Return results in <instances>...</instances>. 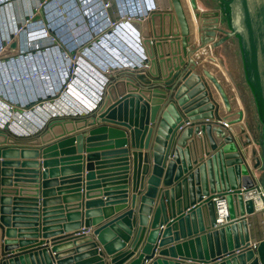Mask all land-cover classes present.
<instances>
[{"label": "water", "instance_id": "95a60500", "mask_svg": "<svg viewBox=\"0 0 264 264\" xmlns=\"http://www.w3.org/2000/svg\"><path fill=\"white\" fill-rule=\"evenodd\" d=\"M217 1L246 115L242 108L232 106L224 88L211 72L193 63L187 44L190 27L183 2L169 0L178 31L165 33L163 37L179 36L178 44L183 56L180 65L183 68L179 70L180 67L175 65L176 71H168L172 69V57L167 49L168 40H157L153 45L151 43V49L148 50L146 43L151 40L143 37L145 52H149L144 60L148 79H144L140 72H130L111 82L99 107L88 114L95 118L91 122L87 118L80 120L89 126L99 121L117 127L103 124L89 130L83 143L86 153L88 152L85 155L84 185L82 187L79 183L69 187L77 188L78 192L84 188L87 198L99 193L94 187L95 182L90 181L94 176L90 161L98 156L90 154L93 147L90 142L94 140V135L100 133H108L110 138H116L115 149L108 147L101 154L111 159L116 158L115 168L110 171L115 176L112 179L115 187L110 189L111 193L104 194V201L87 202L83 212L79 201H75L80 196L79 193L73 194V203L65 205L68 219L74 220L65 225L66 228L79 229L82 220L84 228L96 225L92 235L84 233L85 229L75 233L77 235L74 234L86 250L79 259L87 260L78 264H105L103 252L110 256V264H122L131 257L144 239L159 187L162 191L152 215L150 229L139 254L128 264H140L144 257L152 258L157 246H168L159 251L161 256L199 264H264V230L261 217L254 213L252 201L245 200L243 195L253 189L259 180L264 188V0ZM188 4L198 24L197 32L220 29L215 26L220 21L221 14L218 10H200L197 0H188ZM200 42L202 46L208 44L202 50L203 54H207L208 60L217 61L211 52L215 45L212 39L205 37ZM170 44H177L176 40H171ZM160 47L162 52L159 51ZM193 58L198 59L199 54H195ZM133 74L145 86L134 84L135 80L129 76ZM204 81L213 83L224 99V114L220 115V121L214 120V111L220 101L215 97L213 99L216 102L211 100ZM120 84L127 90L123 88V91L112 95L113 87ZM143 91H147L148 95ZM63 120L55 116L47 122L46 127L61 125ZM228 125L231 127L228 128ZM9 131L12 133L9 124L5 122L0 127V145L22 146L8 145L0 148V156L34 159L41 154V178L44 181L41 183L43 189L40 199L37 161L23 162V167L28 169L23 172L16 171L13 180L9 177L10 169L6 167L13 163L5 160L0 162V228L4 237L3 250L10 254L28 250L21 255L5 256L0 264H53L52 258L56 264H69V259L64 257L65 253H58L62 250L58 241H52L49 246L45 241L24 245V242L14 238L37 237L39 219L42 236H49L47 225L51 224L50 220L60 216L57 214L61 213L63 207H52L47 203L58 200L46 199L53 192L47 188L56 184V179H47L49 174L54 175L56 169L48 171L46 168H52L58 163V160L48 158H51V152L63 148L68 142L80 154L83 151V135L78 133L68 139L49 143L51 137L45 139L42 135L40 138H21L22 136L9 134ZM49 132L50 129H47L45 135ZM64 134L65 131L62 130L52 138H59ZM128 142L130 149L126 147ZM46 143L49 144L38 148L23 147ZM68 160L81 162V156L64 158L61 161ZM73 168H78L76 171L81 172L79 166ZM80 176L81 173H78L70 182H81ZM16 194L22 199L12 200L10 196ZM223 198L227 202L228 216L225 223H217L216 203ZM102 202L105 205L121 204L115 207L117 215L105 223L100 222L111 215V209H103L104 218L90 219L100 212L96 209L90 210V204ZM181 206H184V210H189L178 217L171 227L168 226L160 232L156 226L158 223L161 226L166 220L167 211L179 212ZM253 221L257 224L256 234L250 228ZM18 222H28L26 225L31 229L17 233L14 229L16 226H25L17 225ZM172 230L174 237L171 239L167 236ZM158 235L160 236L157 240ZM180 239L183 240L179 241ZM130 240L128 249H124ZM48 248L54 253L53 256H50ZM149 264L189 263L158 256Z\"/></svg>", "mask_w": 264, "mask_h": 264}, {"label": "crops", "instance_id": "0c3cea01", "mask_svg": "<svg viewBox=\"0 0 264 264\" xmlns=\"http://www.w3.org/2000/svg\"><path fill=\"white\" fill-rule=\"evenodd\" d=\"M18 1L19 0H6V1L0 0V5L6 4V8H7V11L9 12L8 13L9 16L4 11H3V14H4L3 16L5 18H7L6 21L9 23L10 32H12V34H14V35H18L19 26H17V20L20 19V15L22 14L21 13L22 11L18 8L19 7V5H18L19 3L21 4V2H22L25 6H27L28 10H26V11H28V14L35 13L36 11H38L39 6H40V8H42V3L40 5L37 4L38 0H23V1L20 0L19 2ZM197 4H198V7L200 8V10H203V11L204 10H207V11H211L212 10L211 8H209V6H206V4H203V2H200V0H197ZM32 5H34L35 8L34 7L32 8ZM118 6L121 7L120 5H118ZM59 7L62 9L61 5H59ZM145 8H146V12L148 11L147 12L148 13L147 14L148 18H145L143 21H139V22L135 21V22L128 23V24L124 25L123 27H121V31L125 32L126 38H130V39L133 38V37L131 38L130 35L132 34V32L134 30H135L134 34H136L137 36H138V32L140 31L141 32V37H144L146 40H151V42L149 41L148 43H146L147 46H148V50H149V47L151 49V43L153 45L157 40H161V41L163 39L168 40L169 41V45L167 46L168 51L172 55L175 52V55L171 56L172 57V62L170 61V64L172 65V69H170L168 71H176V69H175L176 66L175 65H178L180 67L179 70H181L183 68V65H180V64L183 62V59H182L183 56H182V52H181V47L178 44L180 42L179 36H177V37H173V36L172 37L171 36L170 37H163V34H165V33H170V34L173 33L174 28L176 26V19L173 16L174 14L170 17L171 20L168 19V18H164L163 17L164 16L163 14H165V13H168V12L174 13L172 8H171L169 0L152 1V2L147 3ZM184 10H185V8H184ZM48 11L49 10H47V12ZM19 12H20V14H19ZM159 15H160V17H159ZM62 16H63V19H66V13L63 12ZM186 16H187L188 24H189V27H190V35L188 36L187 44H188V49L191 51L190 55H191V58L193 59L192 61H193V63L201 65L206 70L211 72V67L206 65V58H204L205 54L202 53V50L204 49V47H208L207 46L208 44L202 46V44L200 42V39L203 40V39H205V37H208L209 39H212V43H214L215 45L212 48L211 52L216 57V54H218V53L220 54V52H219L220 50H222V49L225 50L226 49L225 45H227V43H228L227 35L224 36L223 33L216 32L214 30L213 31L206 30V31L201 33V36L200 35L197 36V34H192V30H193V27L196 26V22H195V20L193 18L191 20V18H189L187 14H186ZM29 17H31V16H29ZM40 17L42 18L41 14H40ZM53 17H54L53 14H51V15L49 14L48 16L45 17V19L43 18V22H44L43 27L46 28V24L48 22L46 23L45 21L48 20L49 23H50L52 21ZM23 19L24 18H22V20ZM70 21H71V23L73 22V20L69 19V22ZM88 21H89V19L88 20L86 19V21H85L86 22V26H87V30L92 31ZM104 21H106V20L102 19V23ZM2 22H3V20H2ZM41 22H42V20H41ZM76 22H78V20L74 21V25H72V28L78 34V33L81 32L82 28L80 27L81 28L80 30L77 29ZM27 23L28 22L26 21V23L23 25L22 28H25V29L28 28V24ZM79 23H81V21ZM221 23H222V17L220 15V21H219L218 24H215V26L219 27ZM82 24H83V22L80 24V26H82ZM10 25H11L12 28H10ZM208 25H214V24H208ZM69 26H70V24H67L68 28H69ZM144 26H145V28H143ZM56 27H58V26L56 25ZM29 28L32 29L33 27H31V25H30ZM50 29H53L52 25H51L50 28L48 27L47 30L49 31ZM129 29H131L132 32ZM4 31L5 30L3 29V33H4ZM46 33H48V32L45 31V34ZM193 36L196 37V40H194V41L192 40ZM35 39H36V41H39L41 39L44 42L45 41V36H41V37L37 36V37H35ZM173 39L176 40V43H177L176 45L175 44H173V45L170 44L171 40H173ZM31 41H34V38L31 39ZM132 41L135 43L137 49H139V47H140V46H138L139 43L138 42L136 43L135 40H132ZM57 46L60 48L59 45H57ZM47 49H48L47 53L51 54L52 53V49L49 48V47ZM224 50H222V51H224ZM54 51H55V49H54ZM98 51H99V49H98ZM159 51L162 52V47H160ZM195 54H199V58L198 59H194L193 58ZM16 56H14V57H16ZM23 56H24V54H23ZM14 57H11V58H14ZM37 59L32 58V60L28 61V62L30 63V65H34V63L37 62V64L39 65V68H42V66H47V60H45V57L39 56ZM27 60H30V59H27ZM217 60H218V58H217ZM26 63H27V61L24 62V64L28 65ZM52 64H53V62H49L50 66ZM5 67H7V66H5ZM5 67H3V68H5ZM169 67H171V66H169ZM6 72H8V71H6ZM130 72H135V73L140 72V74H144V76H145L144 79H146V80L149 77V75L146 73V69H144V71H122V72L114 73L112 75V81L111 82H114L116 79L120 78L121 76H123L125 74L127 75V73H130ZM142 72H144V73H142ZM27 74H30V73H27ZM49 74H48L47 78L50 80L52 77L50 78ZM129 76H131V78H133L135 80V81H133L134 84L139 85L140 87L145 86L144 84H142L143 81L141 79H138L137 77H135L134 74L133 75H129ZM28 77L29 78L27 80H26L27 77H22V78L19 79L20 80L19 83L21 84V86H23V84H26V85L29 84L30 85L32 83V81L35 80V77H33L31 74L28 75ZM38 78L40 79L39 76H38ZM44 80H46V79L44 78ZM13 82H14V80H11L8 84L10 86H12ZM204 82L206 84V87L209 90V95H210L211 100L213 102H216L215 99H213V97H215V96H214V94H213V92L211 90L210 82H208V81H204ZM15 84L18 85V83H15ZM78 84L79 83H75L74 86L77 87ZM80 86L77 87L78 91L81 90L80 91L81 94L87 95L88 91L86 90V88L84 86H82V85H80ZM123 88H125L124 90H127L126 87H123ZM121 91H123V89ZM145 92H147V91H145ZM74 95H76V94H74ZM147 95H148V93H147ZM167 95H169V92L167 93ZM219 105L220 104H217L216 110L214 111V115H215L214 120L215 121H220L221 120L220 115L224 114L222 108L219 107ZM79 106H80V104L77 105V107H79ZM82 106L83 105H81L80 107H82ZM60 107L58 106V108H54V111L56 112V114L58 112H61V111H58V109L64 110V111H68L69 110L67 108L62 109ZM218 107H219V110H218ZM82 108H84V107H82ZM49 109H50V107L48 109L47 108H42L41 109L42 112L40 110H36L34 114L40 119H43L42 117L47 118L48 116H46L45 113H47L49 115L54 114V111L49 113V111H47ZM19 115H21V113L17 114L15 112H13V113L10 112V116H8L7 118H4V120H2V121H4L3 123L7 122L8 124L13 125L14 129L20 128L21 125H20L19 122L21 120L19 118ZM59 117L64 119L63 120L64 122H62L61 125H54V126L52 125L51 127H46L45 126L46 128L44 127L43 129H41V130H39L37 132H31L28 135H25L24 133H22V135H18V136H22L21 138H34V137L35 138H40L43 135L45 137V139H47L48 137H51V142H49V143H54V142H57L59 140L68 139V138L72 137V135H76L78 133H82V135H83V140H82L83 151L80 154H78V151L76 150V148L73 145H70L69 142H68L67 145L64 146L63 148H58L57 150L51 152L52 154H51V156H49L51 158H48L49 160L50 159L58 160V163L52 168L51 167L50 168L49 167L46 168V169H48V171H49V169H53V170L56 169V172L54 173V175L50 176V174H49V177L47 178L48 180L56 179L55 180L56 184H53L52 186H50V188H47V189H52L53 192H51L48 196H46V199L52 198V199H58V200H55L52 203H49V202H47V203H48V205H50L52 207L55 206V207H63V208H61V213L57 214V215H60V216H57L58 218H56V219L53 218V220L49 221L51 223V224L47 225V228H49L48 229L49 233H47V234H49V236H46V237L42 236V232L40 230L41 221L39 219V222H38L39 231H38V236L37 237H35V238H17L16 237L14 239L16 241H22L21 243L24 242L23 243L24 245H32L30 243H33L34 241H36V242L45 241L46 245L49 246L52 241H58V242H60L58 245H61L60 249H62V250H59L58 253H60V252L65 253L64 257L69 259V264H78V263H81V262H84V261L87 260L85 258H80L79 259V257H81L82 255H84L86 253L85 252L86 250H84V244L82 242H79L78 238H76L74 236V234L77 233L78 231H81V230H84V229H85L84 233L91 234L93 229L96 228V225L95 226L92 225L89 228H84V224H83V220H82L81 221V226H80L79 229L66 228L65 225H67L68 223H72V221H74V220L70 221L68 219V217H67V213L68 212H67V210L65 208V205L73 203V202H71V201H74L73 198H72L73 194L79 193L80 196L78 197V199H75V201H79L78 203L81 204V212H83L85 204L87 202L100 201V200L104 201V198H103L104 194L111 193L110 189L115 187L114 181L112 180L115 176H114V172H110V171H113V169L115 168L114 162H115L116 158L111 159V158H108V156H102L101 154L103 153V151H107V150H103V149H106L108 147L112 148L113 150L115 149V140H116V138H110L108 133H104V134L100 133V134L94 135V140H92V142H90L93 145V147L89 151L90 154L91 153L98 154V156H97V158L95 160L90 161V163L92 165V172L94 173V176H93V178L90 181L95 182V184H94L95 186L94 187H95L96 190L99 191V193L97 195H93L92 197L87 198L85 196V194H84V188H82L81 192L80 191L78 192L77 188H69V187H72V185H77L79 183H81L82 187H83V185H84V176H85V173H86L85 172V165H86L85 155L88 153V152L86 153V147H85V145H83L85 137L86 136L88 137L89 130L92 127H95L97 125L107 124V123H100L99 121H97L96 124H94L92 126H89L88 124L85 125V124H83V122L80 121L83 118H87V120L89 122H91L95 118L94 116H93V118H91L92 115H85V116H69V115H65V116H59ZM182 117L185 118L184 115H182ZM24 124L26 125V128L29 126L28 123H24ZM31 124H33V123H31ZM107 125H111V126L117 127V126L112 125V124H107ZM227 127L230 128L231 126L228 125ZM47 129H50V132H49L48 135H45ZM62 130L65 131V134L63 136H60L59 138H57V137L52 138L55 135L60 134L62 132ZM9 134L17 135L13 131H12V133L9 131ZM109 141H111L110 144H105V143H109ZM49 143H46L44 145H38V146L23 145V147L38 148V147H43V146H45V145H47ZM8 145L11 146V147H21L22 146V145H13V144H3V145H0V148L7 147ZM126 147L128 149H130L129 142H128ZM55 152H56V155L54 154ZM78 156H81V160H80L81 162H78V161L72 162L73 160L61 161L64 158L65 159L66 158L70 159L72 157H78ZM4 160L5 161H11L13 163L12 165L6 166L11 171L9 177L12 180L15 178V175L17 173L16 171H22L23 172L25 169H28L27 167H23V165H22L23 162H25V161L26 162L27 161H37L39 163V167H38V169H39L38 186H39V198L41 199L40 192L43 189L41 183H42V181H44L41 178V171H42L41 162L43 160L42 155L40 154L38 157H36L34 159L21 158V156L16 157V158H14V157L3 158V157L0 156V162L4 161ZM76 166H79V170H81V172L76 171L78 168L77 169L73 168V167H76ZM78 173H81L80 178H81L82 181L81 182L71 183L70 181L72 179H74V176L78 175ZM19 179H23V178H19ZM62 181H63L64 184H62ZM59 189H61V190H59ZM161 191H162V188L159 187L158 195H157V197H156V199H155V201H154V203L152 205V214L149 216V222H148V225H147V228H146V233H145L143 241L139 245L138 249L134 252V254L131 257H129L127 260H125L122 264H128L130 261H132L139 254L140 249H141V247H142V245H143V243L145 241V237H146V235H147V233H148V231L150 229V226H151V223H152V215H153V212H154V210H155V208L157 206L158 198H159V195H160ZM18 196L19 195L16 194L15 196L12 195L10 197H11L12 200L13 199H18V200L22 199V198H20ZM110 197H113V196H110ZM40 199H39V201H40ZM19 202L20 201H18V203ZM105 204L106 203H104V202H102L101 204H96V205L90 204V207H91L90 210L91 209L92 210L96 209V210L100 211L96 215L91 216L90 219H93V217H95V218L96 217L104 218V212H103L104 208L111 209V215L108 218H104L102 220V222H100V223H105L108 219H111L112 217L117 215L115 207L119 206L121 204H117V203H111L109 205H105ZM136 207H137V205L135 206V208ZM39 210H40V206H39ZM188 210H189V208L187 210H184V206H181L179 212H181V211H183V212H182V214H179V215H178V213H179L178 211H175V212L167 211L166 220L163 223H161L162 224L161 226L159 225L160 223H158L156 228L160 232L164 231V229H166L170 225L172 226V224L174 222H176V219L178 217L184 215ZM39 213H40V211H39ZM61 216H62V218H59ZM82 219H83V215H82ZM255 222L256 221H253V224L250 226L251 232H253L254 234H256V227H255L256 223ZM26 224H28V222H25V223L18 222L17 225H25V226H22V227L21 226H16L14 229L17 231V233H18V231H25V230L31 229V227L27 226ZM136 226H137V222L134 225V230H135ZM192 228H193L192 224L190 223V229H192ZM185 231H186V228H185ZM24 233H29V232H24ZM25 235H27V234H25ZM75 235H77V234H75ZM159 236L160 235H158L157 240H158ZM167 237H170L172 239V237H174V231L172 230L170 235L167 236ZM2 238H4V237H3V233H2V229H1V235H0V260L3 257H5V256L6 257L17 256V255H21L23 253H26L28 251V250H25V251L12 253V254H10L9 252H5L3 250ZM65 238L69 239V240H65ZM131 240H132V238H131ZM131 240L126 244L124 249H128ZM157 240H156L155 245H157ZM182 240L183 239H180L179 241H182ZM17 245L20 246V243H17ZM166 248H168V246H164V247H158L157 246L156 250L154 252V256L152 258L144 257V259H142L140 264H149L154 258H156L158 256L159 257H163V258H167V259H172L174 261H180V262L189 263V264H199L197 262H192V261L183 260V259H179V258H171V257H168V256H163V255L161 256V255L158 254L161 249H166ZM48 251H49L50 256L54 255V253H52L49 248H48ZM103 257H104V260H105V264H110L109 263L110 256L106 255L103 252ZM145 258H147V259L145 260ZM53 259L54 258H52L53 264H56L55 260H53ZM210 264H212V263H210Z\"/></svg>", "mask_w": 264, "mask_h": 264}, {"label": "built area", "instance_id": "2783aa9c", "mask_svg": "<svg viewBox=\"0 0 264 264\" xmlns=\"http://www.w3.org/2000/svg\"><path fill=\"white\" fill-rule=\"evenodd\" d=\"M106 4L107 8L103 7L102 16H109V19L105 18L104 20L106 21L101 23L100 26L98 24L95 25L93 31L87 30V33L82 37V40H78L76 44L67 41L63 42V45L66 48L64 47L65 50L62 54H64L63 58L67 62L64 63V61L60 59V65L53 67L54 81H48L45 85L39 84L36 88L29 91V93L22 90L21 94L12 92L7 93L5 89L8 87L5 89L2 87L3 84L4 86L9 85L8 83L11 80H7L8 82L5 81L3 83L0 82V104L5 107L4 109L0 106V127L4 124V121L2 120L10 116V114H6L8 113L6 109L9 107H15V113L18 114V112L24 110V108L30 107V102L39 104L41 102L54 101L59 98L64 100V102H74L76 107H73V109H69L68 111L62 110L57 114L54 113L48 115L47 118L42 117L43 119L35 117V121H26L23 119V116L19 115L21 120L19 123L21 127L14 129L13 125H9L10 130L17 135H22V133L28 135L31 132H37L43 129L47 122L55 116L88 115L99 107L106 92V88L112 81V75L114 73L146 69L147 65H145L144 60L147 57V54L142 44L143 37H141L140 31L138 32V36L134 34L135 30L133 31V34L130 33L131 37H133L132 40L139 43V49L137 50L134 47L133 49H129L126 34L121 31V27L131 22L143 21L147 16L148 11L146 12V8L140 5H133L130 9L124 7L118 8L116 11L113 7L114 4ZM112 8H114V10H112ZM85 21L86 19L84 18V22L82 21L84 26L86 25ZM1 44L3 45V41H1ZM52 44L53 45L49 47L51 49L56 46L54 43ZM79 47H84V50L80 51ZM109 50L112 51V53H106ZM66 52L71 53V55ZM99 52H101V55ZM20 54H26L25 50H20L17 56ZM81 55L95 60V64L92 61L87 62V60H84ZM92 56L93 58H91ZM5 60L2 59V61ZM83 64L86 66L84 67ZM26 77V79L29 78L28 75H26ZM45 79L49 80L47 78ZM16 80L19 83V78H16ZM75 83L84 86L88 91L87 95H83L81 92L77 93V91H75L77 89V87L74 86ZM72 91L77 94H72ZM79 104L80 106L83 105L82 107L84 108L80 106L77 107ZM24 123H28L29 126L26 128ZM243 195L245 200L250 199L252 201L254 213L260 215L264 230V189L261 184L256 182L254 188L246 191ZM216 208L218 216L217 223H225V218L228 216L226 200L224 198L218 200Z\"/></svg>", "mask_w": 264, "mask_h": 264}, {"label": "rangeland", "instance_id": "374dc122", "mask_svg": "<svg viewBox=\"0 0 264 264\" xmlns=\"http://www.w3.org/2000/svg\"><path fill=\"white\" fill-rule=\"evenodd\" d=\"M72 1L73 0H45V1H42V2L39 1L38 5H40L42 3V8H40V6H39V9H41V10H38L35 13L41 14L42 18L41 17L39 18L38 15H36L35 13H33V15L28 18L27 17L28 11H26V10H28L27 6H25L22 2H21V4L20 3L18 4L19 5L18 8L22 11L21 12L22 14L20 15V19L17 20V26L20 27V29H18V31H19L18 32V36H16V35L14 36L13 35L12 39H10V38L8 39V44L7 43H3V45H5V44H6V46L10 45L13 42V39L16 38V40H17L16 42L18 44V47L21 50L22 49L25 50L26 48L29 49V50L25 51L26 54H24V56H23V54H20L19 56H16L13 59L5 60L6 57H1V59H0V82L1 81L2 82L3 81H7V80H10V79L14 80V81H17L16 78L20 79L22 77H26V75H30L31 74L33 77H35V80H34V83H33V88H34V84H38V85L39 84H45L43 79H44V77L47 78L48 75L46 73L45 67H42V68H40L39 71H37V69H35V67H34V65L36 67L38 66L37 62H35L34 65H30V63L28 61H31L32 58L37 59L39 56L45 57V60H47V66H49V70L52 67L51 71L49 72L50 73L49 75H51L53 73V69H54L53 66L49 65V62H52L51 59H53V62L55 61V58H58L59 60L62 59L64 61V63L67 62L63 58L64 54H62V52L61 53L58 52L60 48L57 45L60 44V45H62L64 47L63 42H65V41H67L69 43H72V44H76V42L78 40H80V39L82 40V37L87 33V30H85V32H83L84 34L83 33H82V35H81V33L77 34L75 32V30L72 28V25H74V21L81 20V18H82V17L80 18V16H78L76 14V12L74 10L75 8L72 6ZM74 1L76 3V6L79 9H81L82 15L84 14L83 18L86 17L85 19H87V20L89 19V21H88L89 24H91V22L93 23L95 21L94 25L90 26L91 30L93 31L95 25L98 24L100 26V24L102 23V19H104L103 18L104 16H102L103 15L102 3H104V4H106V3L114 4L113 7L117 11L118 8H123V7L130 9L131 7H133V5L134 6L140 5V6H144L145 7L147 5V3L152 2V1H156V0H146L145 3H142V0H97L98 1L97 4H92L96 0H74ZM200 2H203V4H206V6H209V8H211L212 10H218L220 12V14H221L220 6H219V3H218L217 0H200ZM80 4L83 6V8H81L82 6ZM119 4L122 7H119L118 6ZM59 5L62 6V9L59 7ZM33 7H34V5H32V8ZM47 8L49 9L48 12H47ZM114 8H112V10H114ZM3 11L6 12L7 15H8L9 12L7 11L6 4L0 5V31H1V33H3V27L1 26V22L3 20L4 26L6 27L5 23H6V19H7V18H5L3 16L4 15ZM63 12L66 13V19H63V16H62ZM83 12H85V13H83ZM49 14L50 15L53 14V16H54L51 22H54V24H56L58 26V27L54 28L55 29L54 33H51L54 40L51 39V41L47 42V43L43 42L41 39L39 41H36L35 37L39 36L42 33H43V35H45V31L50 33V30L49 31L47 30L48 29L47 24H49L48 20L45 21L46 23L48 22L46 24V29H44L43 27H38L39 25L42 26V24L39 23L38 21L42 20L43 18L45 19V17L48 16ZM221 17H222V14H221ZM22 18H24V19L22 20ZM83 18H82V20L84 22ZM190 18H191V15H190ZM28 19L32 20L31 22L28 23L29 27L31 25V27L35 26L37 28H32V29H30V28H26V29L22 28L23 25L26 23V21H29ZM69 19L73 20V22L72 23H71V21L69 22ZM82 20H81V22H82ZM42 22H43V20H42ZM67 24H70L69 28L67 27ZM11 25H10V28H12ZM59 28L61 30L60 32L58 31ZM85 28H87L86 25H85ZM219 28L220 29L216 30V32L223 33V35L226 36V31H225L223 18H222V23L220 24ZM129 30L131 31V29H129ZM48 33H46L45 36H47ZM132 34H133V32H132ZM130 37H131V35H130ZM33 38H34V41H31V39H33ZM36 42H42V43L39 44V45H36V46H32V44H34ZM52 42L56 46L53 47L52 53L50 54V53H47V50H48L47 46H49ZM225 46H226V49L225 50L222 49L224 51L220 50L219 51L220 54L219 53L216 54V57L218 58V60H217L218 67L220 68L221 71L224 72L223 74H225L224 77H225V80L227 81V83H226L227 86L226 87L236 97L235 100H236V102L238 101L237 102L238 106H240V108H242L244 110V113H245V109H244V105H243V101H242V97H241V92H240V88H239V84H238V80H237V76H236V72H235V68H234V64H233V59H232L229 43H227V45H225ZM41 48H44L45 50H40ZM54 49H56V52L54 51ZM110 52L112 53V51H110V50L107 51L106 53H110ZM100 53L101 52H99V54ZM91 58H93V56ZM2 59L5 60V61H2ZM27 59H30V60H27ZM26 61H27L28 65H23V63L26 62ZM92 62L95 63V60H93ZM53 64H54V66H56L55 63H53ZM4 65L7 66V67H5ZM83 65H85V64H83ZM3 67H5V68H3ZM6 71H8V73ZM27 73H30V74H27ZM219 75L222 76L221 74H219ZM38 76L40 77V79L38 78ZM23 85H26V84H23ZM78 85H77V87L80 86V85L79 86ZM27 87L28 86L24 87L25 90H26ZM24 88H23V90H24ZM27 89H29V88H27ZM75 91H77V93H80L81 90L78 91V89H76ZM15 92L13 91L12 93H15ZM77 93L74 92L73 94H77ZM30 97H31V95H30ZM0 106L5 109L4 105L0 104ZM58 106L59 107L61 106L60 108H62V109H65V108L73 109V107H76L74 102H71V103L70 102H64V100L59 98V99H55L54 101L41 102L39 104H36L34 102H30V107L24 108V110L18 112V114L21 113V115L23 116V119L26 120V121H28V120L35 121L36 118H38L34 114L36 110H40L42 112V110H41L42 108H47L48 109L50 107V109L47 110L50 113V112L54 111V108H58ZM7 109H6V111L8 113H6V114H10V112H12V113L16 112L15 107H11V108L9 107ZM58 111H62V110L58 109ZM54 113H56V112L54 111ZM45 114H46V116L49 115L47 113H45ZM245 115H246V113H245ZM34 117H36V118H34ZM256 177L258 178L257 174H256ZM258 180H259V178H258ZM259 183L261 184L260 180H259ZM261 186H262V184H261ZM262 188H263V186H262Z\"/></svg>", "mask_w": 264, "mask_h": 264}, {"label": "bare ground", "instance_id": "6f19581e", "mask_svg": "<svg viewBox=\"0 0 264 264\" xmlns=\"http://www.w3.org/2000/svg\"><path fill=\"white\" fill-rule=\"evenodd\" d=\"M39 1L40 2H42V1H45V0H38L37 1V4H39ZM97 1V0H96ZM95 1V2H96ZM71 2V1H70ZM69 2V3H70ZM92 3V4H97L98 3V1L96 2V3ZM146 2V0H142V3H145ZM158 2V1H157ZM182 2H183V5H184V8H185V11H186V14L188 15V17L190 18V15H191V19L193 18V16H192V12H191V9H190V7H189V4H188V0H182ZM74 3H75V1H74ZM160 3V2H159ZM109 4V3H108ZM48 5V4H47ZM106 5L107 4H104V3H102V6L103 7H106ZM120 5V4H119ZM158 5V4H157ZM75 6H76V3H75V5H73V7L75 8ZM121 6V5H120ZM45 7V6H44ZM122 7V6H121ZM107 8V7H106ZM172 8V7H171ZM52 9V8H51ZM38 10H41V9H38ZM47 10H49L48 8H47ZM19 14H20V12H19ZM174 13H170V12H168V13H165V14H163L164 16V18H168V19H170L171 20V16L173 15ZM33 15V13H31V14H28L27 15V17L29 18V16H32ZM36 15H38V17L40 18V14H37L36 13ZM174 16V15H173ZM159 17H160V15H159ZM104 19L105 18H107V19H109V16H106V15H104V17H103ZM145 18H148V16H146ZM29 20V19H28ZM43 20V19H42ZM32 20H30V21H27L28 23L29 22H31ZM34 21V20H33ZM81 20H78V22H76V27H77V29H81V35H82V33L83 32H85V30H87V28H85L84 27V24H82V26H81V28H80V24L82 23H79ZM27 23V24H28ZM39 23H41L42 24V26L44 25V22H41V20H40V22ZM6 27H3V25H1L2 27H3V29L5 30L4 31V33H1V38H4V40L3 39H1V40H3L5 43H7L8 44V39L10 38V39H12V37H13V35L14 34H12V35H9L10 34V29H9V23L6 21ZM32 27H34V26H32ZM28 28H29V24H28ZM143 28H145V26L143 27ZM19 29H20V27H19ZM84 30V31H83ZM9 33H8V32ZM55 31V30H54ZM175 31H178V27H177V24H176V26H175V28H174V31L173 32H175ZM12 33V32H11ZM84 34V33H83ZM192 34H197V36H201V33L200 32H197V23H196V26L195 27H193V30H192ZM10 37H9V36ZM140 35H141V32H140ZM15 36V35H14ZM16 36H18V35H16ZM39 36H42V35H39ZM196 36V35H195ZM126 40H127V44H128V48L130 49H133V47L134 48H136L137 49V47H136V45H135V43L132 41V39H130V38H126ZM192 40L194 41V40H196V37H194L193 36V38H192ZM201 40V39H200ZM17 40H16V38H14L13 39V42L10 44V45H7L6 46V44L3 46V48H2V44L0 45V57H6L5 59H10L11 57H14V56H16L19 52H20V48L18 47V44H17V42H16ZM3 42V43H4ZM59 46H60V44H58ZM176 45V44H175ZM6 46V47H5ZM139 46V45H138ZM150 48V47H149ZM40 50H45L44 48H41ZM65 50V49H64ZM64 50H63V48H61L60 47V49H59V51L58 52H63L64 53ZM79 50L80 51H83L84 50V47H79ZM138 50V49H137ZM55 52H56V49H55ZM169 52V51H168ZM67 54H70L71 55V53H68V52H66ZM70 55H68V56H70ZM148 55H149V53H148ZM175 55V52H174V54L172 55L171 54V56H174ZM82 57H83V59L84 60H87V62L89 61V62H91V61H93L92 59H89L87 56H83V55H81ZM69 58H72V57H69ZM204 58H206V65H208V66H210L211 67V72H212V74L218 79V82L222 85V87L224 88V90H225V92H226V96L228 97V99L230 100V102H231V104H232V106L235 108H240V106H238V101L236 102V97L232 94V92H230V90H228V88L226 87L227 85H226V83H227V81L225 80V77H224V75L225 74H223L224 72L223 71H221L220 70V68L218 67V63H217V61H210V60H208V56H207V54H205V57ZM27 64V63H26ZM95 64V63H94ZM23 65H25L24 63H23ZM41 65V64H40ZM51 66H53L54 67V65L52 64ZM84 67L86 66V65H83ZM34 67H35V69H37V71H39L40 70V68H38L39 67V65L36 67L35 65H34ZM42 67H45V69H46V73H47V75L49 74V72L51 71V69H52V67H51V69L49 70V66H42ZM174 67V66H173ZM144 71V70H143ZM8 73V72H7ZM142 73H144V72H142ZM147 73V72H146ZM38 74V73H37ZM148 74V73H147ZM219 74H221L222 76H220ZM143 75V77H145L144 76V74H142ZM149 75V74H148ZM220 77H222V78H220ZM220 78V79H219ZM50 81V80H49ZM210 85H211V90H212V92H213V94H214V96L216 97V99H218L219 101H220V107L222 108V110H223V102H224V99H223V97L221 96V94H220V92H219V90L215 87V85L213 84V83H210ZM123 85H121L120 84V86H118V87H113V93H112V95H116L117 94V92L118 91H121L122 89H123ZM143 93L144 94H147V92H145V91H143ZM223 112H224V110H223ZM10 125V124H9ZM2 139V138H1ZM256 178V177H255ZM257 225V224H256ZM256 225H255V227H256Z\"/></svg>", "mask_w": 264, "mask_h": 264}, {"label": "clouds", "instance_id": "9594fccd", "mask_svg": "<svg viewBox=\"0 0 264 264\" xmlns=\"http://www.w3.org/2000/svg\"><path fill=\"white\" fill-rule=\"evenodd\" d=\"M72 5H75V3H74V0L72 1ZM81 5V4H80ZM82 6V5H81ZM81 8H83V6L81 7ZM75 12H76V14L78 15V16H80V18L82 17H84V14L82 15V13H81V9H79L77 6L75 7ZM83 13H85V12H83ZM82 18H81V20H82ZM84 19V18H83ZM83 21V20H82ZM39 22V21H38ZM51 25H52V27H53V29H50V33H48V35L47 36H45V35H43V33L42 34H40V35H42V36H45V43H47V42H50L51 41V39L53 40V36H52V34L51 33H54V28H56V24H54L53 22H50L49 24H47V27H51ZM90 26H93V23L91 22V24H89ZM40 26V25H39ZM40 27H43V26H40ZM33 28H36L35 26L33 27ZM44 29H46L45 27H43ZM58 31L60 32L61 30H60V28L58 29ZM4 40V39H3ZM3 40H0V42L1 41H3ZM54 42V41H53ZM52 42V43H53ZM42 42H36V43H34V44H32V46H36V45H39V44H41ZM52 43L49 45V46H47V47H50L51 45H52ZM78 44V43H77ZM60 47L61 48H63V50H64V47L62 46V45H60ZM66 48V47H65ZM22 50H24V49H22ZM26 50H29V49H25V51ZM52 60V62H53V59H51ZM53 63H55L56 64V66L57 65H60V60L58 59V58H55V61L53 62ZM52 77V78H51ZM50 82H52V81H54V78H53V73L50 75ZM27 80V79H26ZM43 81L45 82V84H47L48 83V81L49 80H44L43 79ZM3 82H5V81H3ZM2 81H1V83H3ZM18 83V81H14L13 82V85L12 86H10V85H5L4 86V84L2 85V87H4V89L6 88V87H8V88H6V89H8V90H6L5 89V91L7 92V93H11V92H15L16 94H21L22 93V90H23V88L25 87V86H28L27 88H29V89H27L26 88V90H25V88H24V91L25 92H27V93H29V91H31V90H33L34 88H36L37 86H38V84H34V88H33V83H34V81H32V83L29 85V84H27V85H23V86H21V84H19L18 83V85L17 84H15V83ZM45 84H41V85H45ZM21 90V91H20ZM36 95V94H35Z\"/></svg>", "mask_w": 264, "mask_h": 264}]
</instances>
